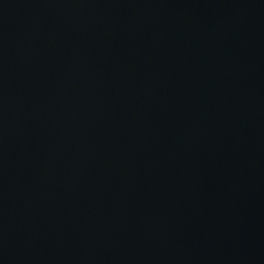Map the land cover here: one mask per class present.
Returning <instances> with one entry per match:
<instances>
[{
    "label": "water",
    "instance_id": "obj_1",
    "mask_svg": "<svg viewBox=\"0 0 264 264\" xmlns=\"http://www.w3.org/2000/svg\"><path fill=\"white\" fill-rule=\"evenodd\" d=\"M0 264H264V0H0Z\"/></svg>",
    "mask_w": 264,
    "mask_h": 264
}]
</instances>
